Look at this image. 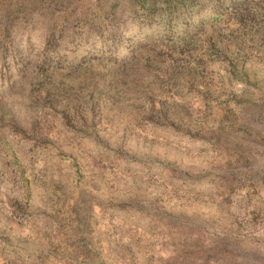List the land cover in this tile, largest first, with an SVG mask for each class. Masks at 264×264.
I'll use <instances>...</instances> for the list:
<instances>
[{"label": "rangeland", "instance_id": "rangeland-1", "mask_svg": "<svg viewBox=\"0 0 264 264\" xmlns=\"http://www.w3.org/2000/svg\"><path fill=\"white\" fill-rule=\"evenodd\" d=\"M240 1L226 0L213 22V12L192 19L197 26L187 38L182 30L159 40L164 28L175 27L164 22L153 30L125 27L115 49L88 37L82 22L109 0H0V47L19 21L6 7L31 3L21 12L41 30L26 53L34 55L24 80L14 93L0 94V107L14 111L0 118V264H264V144L241 135L208 142L228 119L254 136L264 132V117L255 118L264 115V40L252 35L249 17L239 31L233 15L227 19ZM246 5L264 22V0ZM22 27L16 25L17 35ZM147 38L156 60L136 66L134 85L121 73L120 102L112 106L111 69L93 75L88 67L100 58L118 67ZM217 38L218 53L206 56ZM192 40L200 49L189 46ZM179 53L183 72L197 64L198 75L169 83L165 69ZM234 56L243 65L232 76L226 72ZM41 81V94H49L44 106ZM21 115L27 118L17 130ZM39 123L42 132L31 135Z\"/></svg>", "mask_w": 264, "mask_h": 264}, {"label": "trees", "instance_id": "trees-1", "mask_svg": "<svg viewBox=\"0 0 264 264\" xmlns=\"http://www.w3.org/2000/svg\"><path fill=\"white\" fill-rule=\"evenodd\" d=\"M232 1V0H228ZM236 1V0H235ZM247 0H242L240 1L237 5L234 6L233 11L229 12L227 15V19L229 20L230 16L231 21L235 27V31H239L241 27L239 26L240 22H245L248 17L251 19L250 24L254 26V33L252 35H259V39L262 41L264 40V22L263 21H255L257 19H254V16L251 15V10H249L250 6L246 5ZM226 3V0H109L108 3H105L104 5L101 4V6L97 7V11L93 13V15L90 18H84L82 20L83 24L87 26L88 33L87 36L90 37L92 40H96L95 42H98L100 44L108 45L106 47L114 46L115 49H117V46L121 44L123 41L124 37L127 34L124 33V28L126 27L128 31L132 27L138 26V28H145V29H152L154 28L153 25H160L167 24V28H169L172 25H175V27H172V29H166L164 28V31L160 37L158 36V39L161 40L162 36L163 38H166L170 40V38H174L175 35H180L181 31L183 30L184 36L182 38H187V34L197 25H192L191 21L192 19L194 20L195 17L203 16L205 13H216L213 17L209 19V21H215L219 16L222 15L221 8L224 7V4ZM1 4V3H0ZM32 8V4L29 3L27 6H24L23 8L17 7L15 9L11 7H6L5 8V13L11 14V18L14 20H19L14 23H12L11 27L9 29L14 30L13 35H9L10 33H7L5 35V39H3V45L0 47V94H5L9 93L12 94L14 93V89L17 88L20 85L19 81L24 80V74H26V71L30 68L31 66V61L29 57L34 54H26L32 50V43H34V34L35 32H38L41 34V30L39 27V22L36 23L35 18L31 13L29 15L23 14L21 11H24L26 9ZM0 12H3L0 8ZM255 12V11H253ZM252 16V18H251ZM221 18V17H220ZM37 19V18H36ZM190 21H187V20ZM243 19V20H242ZM239 22V23H238ZM21 23L23 26L21 29V34L17 35L18 29L16 28V25L18 27V24ZM182 23V25H186L185 28H182L181 30L178 31L179 25ZM200 24H203V21H200ZM38 25V27H37ZM188 25V26H187ZM191 25V26H190ZM33 31V32H27V31ZM167 32V33H166ZM26 33V34H25ZM166 33V34H165ZM215 33V32H214ZM212 35H209V39L212 38ZM234 40L236 41L234 43V50L239 52V48L241 47V41L237 40L238 34ZM32 36H34L32 38ZM85 35V38H88ZM220 36V34L218 35ZM257 36V35H256ZM168 37V38H167ZM221 37V36H220ZM251 37L250 35H246L245 38L243 39V44L248 43V39ZM242 38V37H241ZM148 40H144L143 42H138L135 47V51L128 56L126 59H122L121 62L122 64L119 65L118 67L115 66V59H107L106 62H104V59H99V63L95 62L97 66L93 67H88L90 72L93 74L96 69H104L105 67H108L109 70V75L111 74L112 78L115 80L114 84H112L109 88V91L112 92L111 95H108L106 98L111 99V105L116 106L119 104V98H118V90H119V82H121L123 79H128L133 82V85L138 83V75L137 71L139 70L138 67H142L143 65H146L148 63L149 65L151 64L152 60H156L153 54V51H150L149 49L146 50L148 44L152 43V39L147 38ZM207 41H210V40ZM220 42H222L221 39H219ZM165 43L168 45L167 40H164ZM156 42V41H155ZM158 43L162 44V41H157ZM192 43L189 44L192 45V48H197L200 49V43L197 41H191ZM212 42H218L217 40L211 39L209 44L207 45L206 49L207 52H205L206 56H212L209 52L213 53H218L217 47L215 46L214 43ZM203 44V43H202ZM88 48H94V46L89 43H87ZM180 44L178 45L179 48ZM171 47V46H170ZM145 49L146 51H143ZM222 52L224 51L223 48L221 47ZM91 51H94L92 49ZM177 51V50H176ZM146 52V54H144ZM10 53H12L10 55ZM20 54V55H19ZM180 53L178 54L177 58H171L170 65L171 68L165 69L166 72L170 73V77L167 76L166 80L169 83H175L176 80L178 79V76L180 74H183L181 78L186 79L189 81L194 80L197 77V73L199 69H197V64L188 69L185 73L183 70L180 68V66L183 65H178L177 61L180 60L179 58ZM237 55V53H236ZM235 55V56H236ZM215 56V55H214ZM230 55H228L229 58ZM231 59L230 60V66L227 68L230 70V72H225L229 75H232L231 73L233 72H238L239 68L243 65V62L238 61L237 59ZM227 57V56H226ZM260 59V58H258ZM35 60L38 61L36 58L33 56V61ZM18 61V62H17ZM23 63V64H21ZM83 63H85V59L83 60ZM176 63V65H174ZM47 64V63H45ZM101 65V66H98ZM191 64L185 65L189 66ZM46 65L42 64L39 65V69L37 71V74L35 75L36 77L40 74V69L45 68ZM129 66V67H128ZM138 66V67H136ZM239 66V67H238ZM28 69H27V68ZM153 66H148L147 69H151ZM119 71H117V70ZM192 69V70H191ZM145 70V69H144ZM190 70V71H189ZM40 71V72H39ZM52 71H54L52 69ZM240 71V70H239ZM242 73H244V70H241ZM121 73L123 74V79L121 76ZM245 74H247L245 72ZM94 75V74H93ZM169 75V74H168ZM233 76V75H232ZM119 77V78H118ZM116 78V79H115ZM142 78V76H141ZM140 79V78H139ZM42 84H44V81H41L38 83L39 90H38V97L42 98L43 106H44V100H46L49 97V94L44 92V95L41 94L42 92ZM109 84V83H108ZM150 84V83H149ZM146 85V87H149L150 85ZM5 87V90L3 91ZM7 88V89H6ZM34 90V89H33ZM18 92L25 91L24 86L20 89L17 90ZM35 91V90H34ZM149 93H145L144 99L150 100L152 95L146 96ZM52 96V95H50ZM117 98V99H116ZM35 98H31L34 100ZM128 101V100H127ZM38 102V101H35ZM54 102V99H53ZM162 103V102H161ZM166 104V102H163L162 105ZM175 109H178V105L176 103L172 104ZM24 106V105H23ZM100 107V106H98ZM97 106H92V112L97 114L96 111ZM135 108H139L138 105H135ZM47 109V108H46ZM163 110V106H162ZM34 116L37 117L38 112L33 111ZM14 111L4 109V107H0V118L4 116L5 114H13ZM165 114V113H164ZM255 115V114H254ZM257 117L255 118H262L264 115H262V111L257 113ZM27 117L26 115H21L18 120L15 122V128L19 130L22 125H20L18 122H21L22 120H25ZM83 123H86V126L88 125L89 121L87 119H82ZM218 126L214 130V138L209 137V141H218V140H226L227 143L231 139L230 137L232 135H241L240 137L242 138H248L252 142L254 140L259 143L260 141L262 142L261 144H264V132L256 133L255 136L260 137V139L255 138L254 134L251 133L250 129L245 127L244 125L237 124L234 122H231L229 119L225 120L221 123H217ZM97 122L92 120L89 127L96 129ZM249 127V126H248ZM42 132V127L39 123V126L34 127L32 129L33 134H37ZM30 137V136H29ZM34 137V136H32ZM253 139V140H252ZM228 173L232 174L235 173L229 169ZM190 178H193L192 174L190 175L189 172H187V175ZM229 253V252H228ZM232 260H228V263H230Z\"/></svg>", "mask_w": 264, "mask_h": 264}]
</instances>
